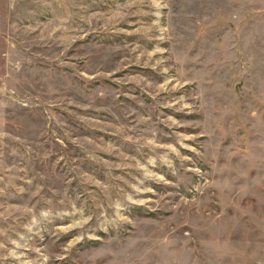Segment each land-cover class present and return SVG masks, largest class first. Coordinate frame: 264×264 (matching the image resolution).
<instances>
[{"label":"rangeland","instance_id":"rangeland-1","mask_svg":"<svg viewBox=\"0 0 264 264\" xmlns=\"http://www.w3.org/2000/svg\"><path fill=\"white\" fill-rule=\"evenodd\" d=\"M0 264H264V0H0Z\"/></svg>","mask_w":264,"mask_h":264}]
</instances>
